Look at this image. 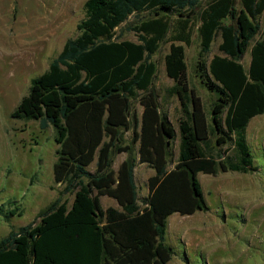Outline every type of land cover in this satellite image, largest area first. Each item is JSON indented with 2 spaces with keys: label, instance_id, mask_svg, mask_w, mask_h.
<instances>
[{
  "label": "trees",
  "instance_id": "16d2710c",
  "mask_svg": "<svg viewBox=\"0 0 264 264\" xmlns=\"http://www.w3.org/2000/svg\"><path fill=\"white\" fill-rule=\"evenodd\" d=\"M84 8L79 33L31 80L12 113L54 128V180L74 199L69 206L59 196L39 211V221L11 229L0 239V264H170L169 216L209 210L199 173L259 168L247 127L264 113V0H86ZM143 13L130 26L138 41L118 38L117 28ZM195 28L197 74L215 95L209 109L188 74L185 45ZM218 35L220 53L209 59ZM167 41L165 68L174 81L168 93L180 104L173 167L178 131L161 111L154 86V55ZM250 46L246 69L241 60ZM127 131L131 138L124 143ZM121 152L128 156L115 169L113 155ZM137 163L155 171L142 198ZM103 195L119 207L104 208ZM18 211L0 205L6 217Z\"/></svg>",
  "mask_w": 264,
  "mask_h": 264
},
{
  "label": "rangeland",
  "instance_id": "374dc122",
  "mask_svg": "<svg viewBox=\"0 0 264 264\" xmlns=\"http://www.w3.org/2000/svg\"><path fill=\"white\" fill-rule=\"evenodd\" d=\"M85 2L0 0V205L5 210H19L9 217L0 213V239L11 229L39 221V211L57 197L67 200L69 206L73 202L75 194L64 193L65 184L54 180L59 146L54 128L43 129L40 120L15 118L12 113L29 93L31 80L48 69L67 39L79 33L78 24L85 18ZM144 17L146 13L132 14L117 28L118 38L138 41L130 26ZM261 23L264 24V14ZM192 39L191 45H185L189 79L209 109L215 95L197 74L200 39L196 28ZM220 40L218 35L209 59L220 53ZM169 49L170 42H163L154 55L158 65L154 86L161 111L170 115L178 130L180 104L176 95L168 93L174 81L165 68ZM135 106L142 111L139 103ZM130 138L131 132H125L124 143ZM248 141L258 170L199 173L209 210L191 215L173 213L169 217L167 239L175 249L170 264H264V121L260 127L252 121ZM178 155L179 135L173 145L170 167ZM127 156L126 152L115 153L113 168L117 169ZM88 168L95 171L96 161ZM154 172L146 163H137L135 176L140 198L147 195L148 178ZM101 201L104 208L119 207L116 199L108 195L101 196Z\"/></svg>",
  "mask_w": 264,
  "mask_h": 264
},
{
  "label": "crops",
  "instance_id": "0c3cea01",
  "mask_svg": "<svg viewBox=\"0 0 264 264\" xmlns=\"http://www.w3.org/2000/svg\"><path fill=\"white\" fill-rule=\"evenodd\" d=\"M263 14H264V12H263ZM262 14V15H263ZM247 52H249V57H248V59H247V57H245V55H246V53ZM247 52L245 53V55H244V57L242 58V60H241V62L243 63V65L245 66V68L246 69H249V67H250V63H251V46L249 47V49L247 50ZM178 112L180 113V105H179V110H178ZM210 116V115H209ZM264 113H262V114H258V115H255L251 120H250V122H249V125H248V127H247V139H248V129H249V126H250V124L252 123V121H255V123L258 125L259 124V127H260V125H261V123L264 121ZM169 118L171 119V117H170V115H169ZM172 120V119H171ZM172 122L174 123V121L172 120ZM174 125H175V127H176V129H177V126H176V124L174 123ZM178 135H179V123H178ZM179 140H180V138H179ZM248 143H249V141H248ZM255 161H256V158H255ZM201 173V172H200ZM204 173V172H203ZM209 174V173H208ZM135 179H136V176H135ZM200 179V178H199ZM203 187V186H202ZM148 193V192H147ZM170 217V216H169Z\"/></svg>",
  "mask_w": 264,
  "mask_h": 264
}]
</instances>
